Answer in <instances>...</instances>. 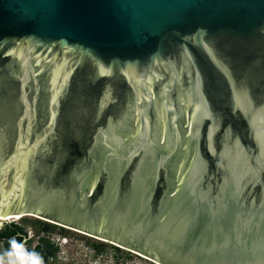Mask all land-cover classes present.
Wrapping results in <instances>:
<instances>
[{
	"label": "water",
	"instance_id": "1",
	"mask_svg": "<svg viewBox=\"0 0 264 264\" xmlns=\"http://www.w3.org/2000/svg\"><path fill=\"white\" fill-rule=\"evenodd\" d=\"M25 214L264 264V0H0V229Z\"/></svg>",
	"mask_w": 264,
	"mask_h": 264
},
{
	"label": "trees",
	"instance_id": "2",
	"mask_svg": "<svg viewBox=\"0 0 264 264\" xmlns=\"http://www.w3.org/2000/svg\"><path fill=\"white\" fill-rule=\"evenodd\" d=\"M33 226L36 232L43 233L44 235H54L58 231L59 235L67 237L70 234V230L61 228L60 226L43 221L41 219H23L22 223H10L5 225L0 230V257L6 258L7 255H11L13 261L16 264H21L23 262L27 264H33V261H36V264H50L59 249L50 241L46 236L42 238L40 244L33 248L31 246L32 242L30 241L27 256L24 255L25 250L23 249L25 242H28V226ZM85 236V235H84ZM102 242V241H100ZM95 250L96 256L102 255L108 248V244L105 242L99 243L93 242L90 244ZM121 248H114V255L118 258ZM129 264H141L139 262H132Z\"/></svg>",
	"mask_w": 264,
	"mask_h": 264
},
{
	"label": "rangeland",
	"instance_id": "3",
	"mask_svg": "<svg viewBox=\"0 0 264 264\" xmlns=\"http://www.w3.org/2000/svg\"><path fill=\"white\" fill-rule=\"evenodd\" d=\"M37 219L36 217H24L16 223H22L23 219ZM13 223V222H12ZM37 230L33 226H28L27 232L28 236L32 238L31 246L39 241V237H48L55 246L58 247L59 251L56 254V257L51 262V264H126L127 262H139L141 264H154L150 261L142 259L137 256L133 252H129L127 250L121 249V252L118 255V258L113 254L114 253V245L108 244L107 250L99 256H96L95 250L90 245L93 242H97V240L90 238L88 236L81 235L80 233H76L71 231L70 234L65 237L59 235L58 231L54 233V235H44L43 233H37ZM66 238V244L61 243V240ZM29 239V238H28ZM99 243H103L98 241ZM27 242H25L26 245ZM0 264H16L13 261L11 255H7L6 258L0 257ZM21 264H27L25 262Z\"/></svg>",
	"mask_w": 264,
	"mask_h": 264
},
{
	"label": "flooded vegetation",
	"instance_id": "4",
	"mask_svg": "<svg viewBox=\"0 0 264 264\" xmlns=\"http://www.w3.org/2000/svg\"><path fill=\"white\" fill-rule=\"evenodd\" d=\"M96 117L94 116V115H92L91 116V120H90V133L91 134H93V132L95 133V131L98 129V127L96 126ZM78 145V144H77ZM78 147V146H77ZM78 148H80V147H78ZM76 149V156L78 157V156H80V150L79 149ZM86 150V149H85ZM87 153V152H86ZM74 154H75V152H74ZM100 153H99V150L98 149H95L94 151H93V153H92V159H89V160H87L86 161V163L85 164H88L89 165V168H95L96 166H98V162H97V160H98V158L97 157H99L98 155H99ZM90 160H92V161H90ZM81 162V160L79 159V157L75 160V163H74V167L75 166H77L79 163ZM80 165H82V164H80ZM88 165H86V166H88ZM163 184H165L164 183V180H161L160 181V184H159V188H163ZM50 216V215H49ZM52 218H55V219H58V217H55V216H51ZM44 221V220H43ZM12 223V222H11ZM57 225V224H56ZM5 226V225H4ZM3 226V227H4ZM58 226H60L61 228H64V229H67V228H69V227H65V226H63V225H58ZM2 227V228H3ZM1 228V229H2ZM0 229V230H1ZM71 229V228H70ZM69 230V229H68ZM71 230H75V229H71ZM38 239H39V241H37V243L34 245V247L33 248H36L39 244H40V241L42 240V237H39L38 236ZM30 241L32 242V239H30L27 243H26V245L24 244V247H23V249L25 250V252H24V255L25 256H27V253H28V251H26V250H28V249H30V247H29V244L28 243H30ZM116 247V246H115ZM123 249V248H122ZM124 250H126V249H124ZM147 260V259H146ZM147 261H149V260H147ZM150 262H152V261H150ZM152 263H154V262H152ZM51 264V263H50ZM154 264H156V263H154Z\"/></svg>",
	"mask_w": 264,
	"mask_h": 264
},
{
	"label": "bare ground",
	"instance_id": "5",
	"mask_svg": "<svg viewBox=\"0 0 264 264\" xmlns=\"http://www.w3.org/2000/svg\"><path fill=\"white\" fill-rule=\"evenodd\" d=\"M24 217H33V215H27V214H25V215H17V219H15V220H12V221H10V220H6V221H9V222H14V221H18V220H20V219H22V218H24ZM34 217H36V216H34ZM36 218H38V217H36ZM67 229H69V230H71L70 228H67ZM71 231H74V232H76V233H80L81 235H85V236H88V237H90V238H93V237H91L90 235H87V234H84V233H82V232H79V231H76V230H71ZM93 239H95V238H93ZM96 240V239H95ZM99 241V240H98ZM103 242H105V241H103ZM134 254H136V253H134ZM137 255V254H136ZM139 256V255H138ZM139 257H141V256H139ZM142 259H147L146 257H141ZM147 260H149V259H147ZM149 261H151V260H149ZM155 263V262H154ZM158 264V263H157Z\"/></svg>",
	"mask_w": 264,
	"mask_h": 264
},
{
	"label": "built area",
	"instance_id": "6",
	"mask_svg": "<svg viewBox=\"0 0 264 264\" xmlns=\"http://www.w3.org/2000/svg\"><path fill=\"white\" fill-rule=\"evenodd\" d=\"M15 222V221H14ZM16 223V222H15ZM29 238V239H28ZM28 240H30L32 237L31 236H28ZM61 243H63V244H66V238H63L62 240H61ZM138 256V255H137ZM130 263H132V262H130ZM126 264H129L128 262L126 263Z\"/></svg>",
	"mask_w": 264,
	"mask_h": 264
},
{
	"label": "clouds",
	"instance_id": "7",
	"mask_svg": "<svg viewBox=\"0 0 264 264\" xmlns=\"http://www.w3.org/2000/svg\"><path fill=\"white\" fill-rule=\"evenodd\" d=\"M33 264H36V261H33Z\"/></svg>",
	"mask_w": 264,
	"mask_h": 264
}]
</instances>
